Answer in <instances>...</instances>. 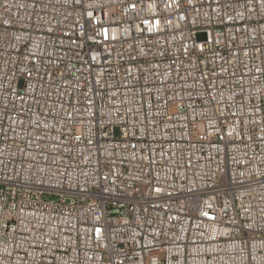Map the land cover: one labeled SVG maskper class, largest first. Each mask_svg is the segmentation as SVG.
Instances as JSON below:
<instances>
[{
	"label": "built area",
	"instance_id": "2783aa9c",
	"mask_svg": "<svg viewBox=\"0 0 264 264\" xmlns=\"http://www.w3.org/2000/svg\"><path fill=\"white\" fill-rule=\"evenodd\" d=\"M0 264H264V0H0Z\"/></svg>",
	"mask_w": 264,
	"mask_h": 264
}]
</instances>
